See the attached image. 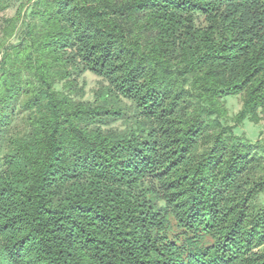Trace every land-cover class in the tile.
I'll use <instances>...</instances> for the list:
<instances>
[{
	"label": "trees",
	"instance_id": "trees-1",
	"mask_svg": "<svg viewBox=\"0 0 264 264\" xmlns=\"http://www.w3.org/2000/svg\"><path fill=\"white\" fill-rule=\"evenodd\" d=\"M24 15L0 29V264H264V147L224 101L264 119V0Z\"/></svg>",
	"mask_w": 264,
	"mask_h": 264
},
{
	"label": "rangeland",
	"instance_id": "rangeland-1",
	"mask_svg": "<svg viewBox=\"0 0 264 264\" xmlns=\"http://www.w3.org/2000/svg\"><path fill=\"white\" fill-rule=\"evenodd\" d=\"M32 0H11L10 7L0 13V29L3 24V20L6 17L13 16L18 7L21 9V13H23V18H25V12L31 7ZM23 18L19 19L17 22V29L19 30L22 27ZM16 29V30H17ZM1 38V32H0ZM10 41H16V36L12 37ZM99 77L90 73L85 72L80 78V82L84 83V97L83 100H93V91L99 84ZM58 89H60V85H56ZM225 106L228 111V116L231 120H228L230 125H233V133L237 136H245L246 138L252 141H259L264 147V119L259 118L256 122L251 120L243 119L237 124H234L232 119L236 116L242 109V99L240 95H229L224 98ZM16 122L21 123L22 114L16 115ZM115 125H119L118 123ZM264 202V193L259 194L256 198V203Z\"/></svg>",
	"mask_w": 264,
	"mask_h": 264
}]
</instances>
